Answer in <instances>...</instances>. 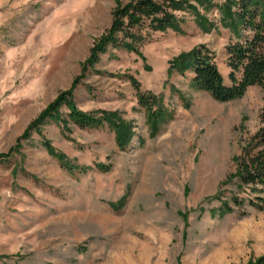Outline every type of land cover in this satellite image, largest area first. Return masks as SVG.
Masks as SVG:
<instances>
[{
    "label": "rangeland",
    "instance_id": "obj_1",
    "mask_svg": "<svg viewBox=\"0 0 264 264\" xmlns=\"http://www.w3.org/2000/svg\"><path fill=\"white\" fill-rule=\"evenodd\" d=\"M223 3L199 9L208 31L178 13L182 32L154 34L143 57L109 46L92 67L116 0H0V155H9L0 159V264H241L264 255V211L214 213L219 194L235 190L225 181L240 128L258 130L264 89L222 103L193 86L192 71L168 72L174 57L206 46L230 84L236 36ZM129 75L161 97L157 123ZM71 90L80 110L132 122L129 147L120 150L106 125L47 120L28 133ZM60 112L67 118L65 105ZM45 142L79 168H63Z\"/></svg>",
    "mask_w": 264,
    "mask_h": 264
},
{
    "label": "trees",
    "instance_id": "obj_2",
    "mask_svg": "<svg viewBox=\"0 0 264 264\" xmlns=\"http://www.w3.org/2000/svg\"><path fill=\"white\" fill-rule=\"evenodd\" d=\"M116 1L118 5L113 12L111 28L96 42L88 60L92 67L109 46L142 56L140 48L154 34L168 30L181 33L183 19L179 18L178 13H192L204 30L208 31L212 27L199 9L209 11L214 6L213 0H131L127 4ZM222 9L224 20L228 21L226 26L236 36V41L227 48L230 84L225 82L215 61V54L206 46L196 47L174 57L169 62L168 72L170 75H184L192 71L194 87L209 93L216 101L226 103L243 97L251 87L264 89V0H224ZM127 80L136 91L139 105L148 112L154 124L157 123L163 111L161 97L144 92L134 76L129 75ZM73 92L62 93L30 125L28 133L32 128L39 131L47 120L62 123L66 128L70 123L82 129H99L106 125L114 133L120 150L129 147L135 136L132 122L122 118L117 111L80 110L74 102ZM63 105L69 110L67 118L60 112ZM240 130V150L233 158L234 171L225 181L234 186L235 190L228 198L219 194L217 199L220 207L214 213L238 211L244 216L248 206L264 211V108L260 112L259 128L255 133L251 134L245 127ZM45 146L66 170L79 168L68 162L66 156L58 153L51 143L45 142ZM8 157L0 155L1 160ZM241 264H264V255Z\"/></svg>",
    "mask_w": 264,
    "mask_h": 264
}]
</instances>
